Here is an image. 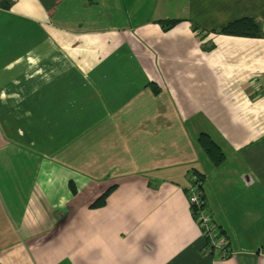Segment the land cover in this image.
Wrapping results in <instances>:
<instances>
[{
    "label": "crops",
    "instance_id": "crops-1",
    "mask_svg": "<svg viewBox=\"0 0 264 264\" xmlns=\"http://www.w3.org/2000/svg\"><path fill=\"white\" fill-rule=\"evenodd\" d=\"M241 17L264 0H0V264H264V37L217 32Z\"/></svg>",
    "mask_w": 264,
    "mask_h": 264
},
{
    "label": "trees",
    "instance_id": "trees-1",
    "mask_svg": "<svg viewBox=\"0 0 264 264\" xmlns=\"http://www.w3.org/2000/svg\"><path fill=\"white\" fill-rule=\"evenodd\" d=\"M174 23V20L162 22V26L167 28ZM220 34L226 35H237V36H248V37H262L261 25L255 19L251 17H241L236 20H232L228 23L221 25L218 30ZM198 143L203 151L207 154L209 159L215 165L222 163L224 155L220 147L205 133H200L198 136ZM197 176V187L200 189L202 187L201 180L202 177L193 172ZM106 194L101 196L92 204V206L100 205L104 203Z\"/></svg>",
    "mask_w": 264,
    "mask_h": 264
},
{
    "label": "built area",
    "instance_id": "built-area-1",
    "mask_svg": "<svg viewBox=\"0 0 264 264\" xmlns=\"http://www.w3.org/2000/svg\"><path fill=\"white\" fill-rule=\"evenodd\" d=\"M261 31L264 37V18L261 21ZM197 176L192 175L190 183L187 186V199L189 201L192 214L199 224L202 236L206 242V248L209 251L218 250L222 256L229 254L226 249V240L220 237V234L205 208V200L197 187Z\"/></svg>",
    "mask_w": 264,
    "mask_h": 264
}]
</instances>
